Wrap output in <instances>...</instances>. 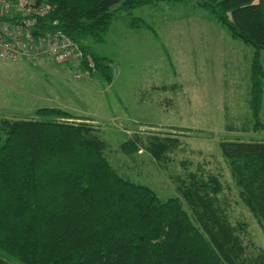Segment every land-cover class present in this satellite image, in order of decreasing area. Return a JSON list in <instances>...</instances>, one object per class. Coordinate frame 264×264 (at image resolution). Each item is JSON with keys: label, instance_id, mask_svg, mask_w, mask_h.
<instances>
[{"label": "trees", "instance_id": "trees-1", "mask_svg": "<svg viewBox=\"0 0 264 264\" xmlns=\"http://www.w3.org/2000/svg\"><path fill=\"white\" fill-rule=\"evenodd\" d=\"M30 1L49 7L38 18L30 14L33 35L57 29L69 36L84 53L81 67L88 68L90 57L89 74L108 82L111 59L95 54L86 40L104 42L117 13L166 1L207 8L232 37L254 48L249 107L254 128L263 127L264 0ZM18 15L26 17L21 9ZM72 118L55 107L37 108L31 118H0V253L22 264H264V250L249 238L244 242L245 225L231 223L219 177L189 175L178 181V195L160 198L110 164L89 121ZM177 144L171 137L135 135L121 149L132 155L143 147L165 160ZM219 146L240 201L264 233V141ZM0 264L9 263L0 257Z\"/></svg>", "mask_w": 264, "mask_h": 264}, {"label": "rangeland", "instance_id": "rangeland-1", "mask_svg": "<svg viewBox=\"0 0 264 264\" xmlns=\"http://www.w3.org/2000/svg\"><path fill=\"white\" fill-rule=\"evenodd\" d=\"M130 21L144 26L130 27ZM169 28L182 30L183 42L163 36ZM87 44L95 54L111 59L114 82L98 75L92 78L93 74L77 78L68 65L53 59L0 58V118H31L37 108L55 107L69 112L75 121H89L105 143L110 164L149 185L160 198L178 195V181L189 175H215L222 183L219 198L231 223H243L244 242L250 239L264 250L263 230L240 201L219 146L220 141H264V79L259 83L263 127L254 128L249 107L254 48L232 37L194 1H166L117 13L106 40H86ZM175 46L181 50L176 62ZM260 60L264 69V51ZM172 81L183 87L173 92L169 86L150 89ZM156 134L178 140L163 155L165 160H157L143 147L132 155L121 149L135 135L144 140ZM0 257L9 264H22L5 253Z\"/></svg>", "mask_w": 264, "mask_h": 264}, {"label": "built area", "instance_id": "built-area-1", "mask_svg": "<svg viewBox=\"0 0 264 264\" xmlns=\"http://www.w3.org/2000/svg\"><path fill=\"white\" fill-rule=\"evenodd\" d=\"M20 9L26 16L23 19L18 15ZM48 10L49 7L43 4L33 7L30 0H0V58L35 62L49 57L70 65L77 78L89 76L93 61L87 57L88 68L84 70L81 67L84 53L69 36L57 29L36 37L33 35V18H30V14L36 13L38 18Z\"/></svg>", "mask_w": 264, "mask_h": 264}, {"label": "crops", "instance_id": "crops-1", "mask_svg": "<svg viewBox=\"0 0 264 264\" xmlns=\"http://www.w3.org/2000/svg\"><path fill=\"white\" fill-rule=\"evenodd\" d=\"M153 32H154V34H158L154 30H153ZM181 32H182V30L175 29V28L164 29L163 30V36H170V39H173L174 43H177V41L183 42V40L180 38L182 36ZM162 43H163V45H165L164 43H166L168 45V41L167 40H164V42H162ZM186 44L187 43H185L184 45L186 46ZM179 51H181L180 48H177L175 46L174 49H173V52H172V55H173L172 61L174 60V62H176V58H175L176 57V53L179 52ZM174 73L176 74L177 70H174ZM92 78H95V77H92ZM114 80L115 79H113L112 82H114ZM169 81H171V80H169ZM160 87H162V88H167L168 87V90L173 92V91H175L176 89H178L180 87L182 88L183 84L182 83H178L177 81H172L169 85H166L164 83L153 84L152 86H150V89H152V90H160V89H162Z\"/></svg>", "mask_w": 264, "mask_h": 264}, {"label": "water", "instance_id": "water-1", "mask_svg": "<svg viewBox=\"0 0 264 264\" xmlns=\"http://www.w3.org/2000/svg\"><path fill=\"white\" fill-rule=\"evenodd\" d=\"M33 33L36 34V31H34Z\"/></svg>", "mask_w": 264, "mask_h": 264}]
</instances>
